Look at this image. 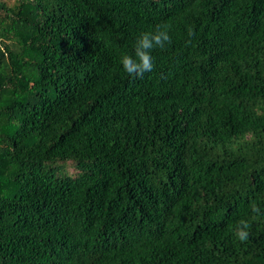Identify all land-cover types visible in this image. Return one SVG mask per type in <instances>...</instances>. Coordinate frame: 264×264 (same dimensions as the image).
Listing matches in <instances>:
<instances>
[{
    "label": "trees",
    "instance_id": "1",
    "mask_svg": "<svg viewBox=\"0 0 264 264\" xmlns=\"http://www.w3.org/2000/svg\"><path fill=\"white\" fill-rule=\"evenodd\" d=\"M253 201L264 0H0V264H264Z\"/></svg>",
    "mask_w": 264,
    "mask_h": 264
},
{
    "label": "clouds",
    "instance_id": "2",
    "mask_svg": "<svg viewBox=\"0 0 264 264\" xmlns=\"http://www.w3.org/2000/svg\"><path fill=\"white\" fill-rule=\"evenodd\" d=\"M170 31L171 25L165 23L157 25L154 30L141 33L135 41L132 53L120 57L124 72L133 78H142L145 73L151 72L154 68L152 52L155 49L164 50L172 44ZM250 210L254 214L252 219L264 215V210L255 201L250 203ZM250 229L249 220L241 219L236 223L233 234L243 243L249 239Z\"/></svg>",
    "mask_w": 264,
    "mask_h": 264
}]
</instances>
